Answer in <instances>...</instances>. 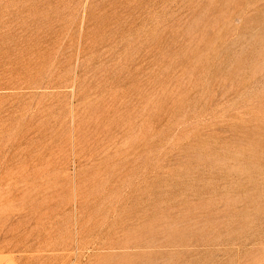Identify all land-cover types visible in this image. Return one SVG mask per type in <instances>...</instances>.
<instances>
[{"label":"rangeland","instance_id":"374dc122","mask_svg":"<svg viewBox=\"0 0 264 264\" xmlns=\"http://www.w3.org/2000/svg\"><path fill=\"white\" fill-rule=\"evenodd\" d=\"M0 264H264V0H0Z\"/></svg>","mask_w":264,"mask_h":264}]
</instances>
